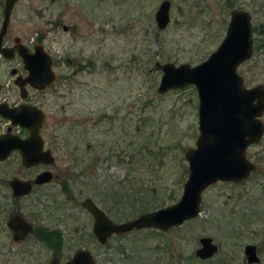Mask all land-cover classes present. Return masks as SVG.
<instances>
[{
  "label": "rangeland",
  "instance_id": "1",
  "mask_svg": "<svg viewBox=\"0 0 264 264\" xmlns=\"http://www.w3.org/2000/svg\"><path fill=\"white\" fill-rule=\"evenodd\" d=\"M161 1L19 0L15 5L11 21L15 29L23 28L21 36L42 24L48 53L68 59L62 68L68 74L76 70L65 96L49 91L44 100V127L56 165L69 166L74 178L69 194L59 179L43 187L42 204L33 201L35 195L14 203L9 187L0 184V264H50L55 256L64 263L82 248L97 264H247V243L257 245L264 264V135L246 150L256 170L242 182L208 186L200 214L181 226L112 234L105 244L88 238L59 247L31 235L12 239L7 220L13 207L42 208V223L51 227L64 220L59 229L73 240L74 226L91 233L93 219L76 202L86 196L118 223L180 199L188 176L184 153L199 134L198 95L194 85L159 94L162 72L154 65L205 60L222 41L232 10L250 13L254 41L252 56L238 73L246 87L264 84V0H170V21L159 30L154 15ZM19 159L13 155L0 164L2 179L19 175ZM63 213H68L64 219ZM206 235L219 252L201 263L195 250Z\"/></svg>",
  "mask_w": 264,
  "mask_h": 264
},
{
  "label": "water",
  "instance_id": "2",
  "mask_svg": "<svg viewBox=\"0 0 264 264\" xmlns=\"http://www.w3.org/2000/svg\"><path fill=\"white\" fill-rule=\"evenodd\" d=\"M18 0H5L2 34L9 22L11 12ZM170 0H162L155 11L154 19L159 30L166 28L170 21ZM7 56L6 50L0 49ZM253 34L251 15L246 10H232L225 35L205 60L196 64H174L170 61L156 62L155 68L162 72L157 88L159 94L171 89H182L194 85L198 95L199 134L194 147L185 150L188 163V176L183 185L180 199L166 207L139 214L124 222H115L101 208L87 198L82 205L94 216L93 232L99 243L105 244L112 234L126 233L137 229L154 228L167 231L195 219L200 214L203 191L210 185L220 182L238 183L246 180L255 170V164L246 156L247 148L261 140L264 124V84L246 87L238 66L251 58ZM42 80V87L56 79L51 67V57L42 50L41 73L32 75ZM0 115L11 120L12 124L30 128L28 140L18 137L0 136V160H4L14 149L22 153L26 165L40 160L49 161L48 151H43V141L39 135L40 115L27 106L0 108ZM50 178L42 173L36 182ZM14 195L29 191L27 181L17 178L10 182ZM7 226L13 231L15 241L23 239L31 226L16 215L10 216ZM218 251V245L210 236L199 238L195 256L209 259ZM245 253L250 262L257 261L255 245L248 244ZM50 264H97L94 256L85 249H78L66 262L61 263L57 256Z\"/></svg>",
  "mask_w": 264,
  "mask_h": 264
},
{
  "label": "flooded vegetation",
  "instance_id": "3",
  "mask_svg": "<svg viewBox=\"0 0 264 264\" xmlns=\"http://www.w3.org/2000/svg\"><path fill=\"white\" fill-rule=\"evenodd\" d=\"M4 6H5V0L3 1L1 0L0 7H3V10H2L3 14L0 20V34L2 31V26H3V21H4ZM12 12H11V15H12ZM38 13L40 17H42V8L39 10ZM62 28L65 31L70 29L69 26H66V25H62ZM21 32H23V28L15 29L14 26L12 25L11 16H10L9 22L5 28V32L2 34L0 38V49L6 50L7 52V56H5L0 50V108L2 106H4L5 108H16L19 106H27L29 108H32L36 112L37 115H40L41 119H42V114H43L44 119H43V122L41 120V125H40L38 132H39L41 140L43 141L42 150L49 152L51 160L47 162L40 160L37 163L26 165L23 162L21 151L18 149H14L7 155V157L4 160H0V164H4L6 162L9 163L11 161L12 156L17 155L20 158L18 161L19 166H20V168L18 169L19 175H15L12 173L9 180H5L0 177V184L5 183L9 187L10 189L9 195L12 196V201L14 203L18 199L29 198L32 195H35L34 196L35 198L33 199V201L37 202L38 204L39 203L42 204V188L43 187L49 185L54 179H59L60 184H61L60 188L66 194H69L70 193L69 185L71 184L72 179L74 178V177H71V175H69V171H70L69 166L61 169L57 167L56 165V158L52 152V146L50 144L48 135L44 127L45 126L44 122L46 118V112L44 110V104H45L44 100H46V95L49 91H55V92L58 91L59 97L65 96L64 95L65 91L67 90L68 85H70V83L72 82L71 79L75 76L76 70L73 68V70L71 71V75L68 74L67 71L65 72L64 69H62L64 66H66V63H69L68 59L64 58L61 55H58L59 56L58 58H53L52 55L48 53L46 49L45 30L42 29V24L38 27V29L32 30L30 33L26 34V36H21L20 34ZM253 45H254V41H253ZM42 50L45 51L51 57L52 69L54 71L57 70L58 68L60 69L58 74H56L55 72L56 74L55 82L51 83L50 85L44 86V87H42V80L36 79L32 76L34 73H38V74L41 73ZM63 108L64 107L61 106V109ZM31 133H32V130L30 128L23 127L18 124L14 125L12 124L10 119L5 118L0 115V136H7L8 138L18 137L21 140H28L31 136ZM60 137L66 138V137H63L62 133H60ZM87 147L90 149V145H87ZM120 160L123 161L122 159H119V162H121ZM253 163L255 164V170H256L257 164L255 162ZM42 173H49L50 178L44 182L42 181L36 182L39 178H42ZM15 178L22 180V181H27L30 185L29 191L21 195H14V192H13L14 190L11 187L10 182ZM36 192L38 193L35 194ZM87 198L91 199L96 205H98L89 196H86L79 202L78 201L76 202H77V205H80L82 209H84L93 219L91 233L88 231L87 233H85L86 229L84 226L80 228L78 226L72 225L74 226L71 229L72 235L73 233H75V238L73 240L67 239L64 236L63 230L59 229V227L61 226V223H63L64 220H57L58 223H60L59 226L51 227L50 225H45L44 223H42V220H43L42 219V208L40 209L39 208L30 209L29 208V210H23L25 208L22 207V210H19L17 207H13V209H11L10 211H14V212L10 216L16 215L17 217L22 218L28 225L31 226L30 231L26 234V236L23 239L19 241H23L24 239H26V237L31 235L39 243H86L88 238L89 239L92 238L93 239L92 242H94L96 239L95 234L93 232V226H94V221H95L94 216L82 205V202L85 201V199ZM101 210L110 218V216L102 208ZM67 214L68 213H63V219L66 216H68ZM10 216L8 217V220ZM72 217H73V214H70V219ZM35 222H39V224L35 225L34 224ZM10 231L12 233L13 241H15L13 238V231L11 229ZM248 244L255 245L256 257L258 259L257 261H254V262L249 261L248 256L245 253V247ZM82 249H85V248H82ZM218 252H219V245H218L217 253ZM243 254H244V258L247 264H260L261 263V258L258 254V247L256 244L254 243L245 244L243 246ZM209 259H199L200 260L199 262L204 263Z\"/></svg>",
  "mask_w": 264,
  "mask_h": 264
},
{
  "label": "trees",
  "instance_id": "4",
  "mask_svg": "<svg viewBox=\"0 0 264 264\" xmlns=\"http://www.w3.org/2000/svg\"><path fill=\"white\" fill-rule=\"evenodd\" d=\"M121 161V160H120ZM8 205V204H7ZM159 231V230H158ZM160 232V231H159ZM49 246L55 244L56 246H60L61 243H47Z\"/></svg>",
  "mask_w": 264,
  "mask_h": 264
}]
</instances>
